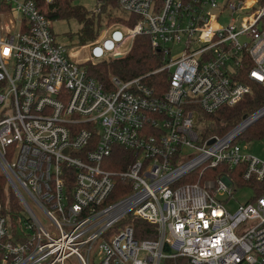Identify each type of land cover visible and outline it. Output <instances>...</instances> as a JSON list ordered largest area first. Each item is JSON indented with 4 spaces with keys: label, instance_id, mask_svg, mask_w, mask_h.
<instances>
[{
    "label": "built area",
    "instance_id": "1",
    "mask_svg": "<svg viewBox=\"0 0 264 264\" xmlns=\"http://www.w3.org/2000/svg\"><path fill=\"white\" fill-rule=\"evenodd\" d=\"M118 5L123 21L80 60L35 0H0V171L19 207L12 220L0 202V264H264V161L239 143L264 105L224 134L196 130L252 94L244 79L264 86V0ZM229 10L255 12L223 26ZM139 36L166 86L88 75ZM243 188L253 198L230 212Z\"/></svg>",
    "mask_w": 264,
    "mask_h": 264
},
{
    "label": "trees",
    "instance_id": "2",
    "mask_svg": "<svg viewBox=\"0 0 264 264\" xmlns=\"http://www.w3.org/2000/svg\"><path fill=\"white\" fill-rule=\"evenodd\" d=\"M78 1L53 0L51 4H47L45 0H35L51 23L55 21H76L80 25L78 33L70 36L71 39H76L79 46L87 45L100 36V32L104 28L103 20L106 21L107 25H118L123 21L124 16L120 14L118 0H96L97 7L92 11L80 6L77 3ZM85 66L88 75L106 87L112 77H117L123 81L142 78L143 83L156 90L160 86H166V73L152 75L154 71L162 66V54L161 52L152 51L150 39L146 36L137 37L129 53L123 58L87 62ZM243 81L252 86V94L235 107L223 108L213 115H206L200 112V120L203 121L205 135L226 133L239 123L243 116L258 110L264 105V86L250 83L246 79ZM258 130H262V133H264L262 123L250 132L256 133ZM0 202L10 209L12 220H14L16 217L14 214L19 211L18 202L8 191L6 179L1 171ZM137 226L142 228L136 233L138 239L152 240L156 238V227L144 222H137L136 228ZM152 230L153 234L148 233L152 232ZM177 264L189 263L180 261Z\"/></svg>",
    "mask_w": 264,
    "mask_h": 264
},
{
    "label": "rangeland",
    "instance_id": "3",
    "mask_svg": "<svg viewBox=\"0 0 264 264\" xmlns=\"http://www.w3.org/2000/svg\"><path fill=\"white\" fill-rule=\"evenodd\" d=\"M223 1L224 0H218V2L220 3ZM242 1H244L245 3H249L253 0H242ZM77 3L89 11L95 10L97 7L96 0H79ZM258 8L259 7H256L255 10H257ZM255 10H249L243 12H233L229 10L225 12L221 17L220 24L223 26H228L229 24L232 23L231 20L234 19L235 20L234 23L237 26H239L241 19L251 16L255 12ZM120 14L125 16L121 10H120ZM103 24H104V28L100 32L101 35L107 33L108 31H110V29L113 26H115V25H107L105 20H103ZM52 29L56 36L57 42L60 45L65 47L68 50V52L71 51L72 49H78L79 53L76 56H78L80 60H86V58L88 57V52H84L83 49L78 48L80 46L77 44L75 38L73 39L70 38L72 34L76 35L80 29V25L76 21H69V22L55 21L52 23ZM240 40L241 42H243L242 38ZM129 48H130V42L127 41L123 46H121L120 52L124 54L126 51L129 50ZM76 51L77 50H75V52ZM175 54H178V52H176ZM255 128L256 126L253 127L251 130ZM196 130H198L201 135H204L205 127L202 120H200L199 123L196 125ZM251 130H249L242 136L239 143L242 147L243 146L247 147V150L245 152L247 155L254 156L264 161V133H262V130H258L256 133L250 132ZM253 196L254 193L251 189L248 188L240 189L238 192L234 194L233 199L228 203L227 205L228 210H230V212L236 211V209L240 205L246 204L248 201H250L251 198H253ZM71 262L75 264L74 260H71Z\"/></svg>",
    "mask_w": 264,
    "mask_h": 264
},
{
    "label": "bare ground",
    "instance_id": "4",
    "mask_svg": "<svg viewBox=\"0 0 264 264\" xmlns=\"http://www.w3.org/2000/svg\"><path fill=\"white\" fill-rule=\"evenodd\" d=\"M101 35V34H100ZM78 59H79V57H78Z\"/></svg>",
    "mask_w": 264,
    "mask_h": 264
}]
</instances>
